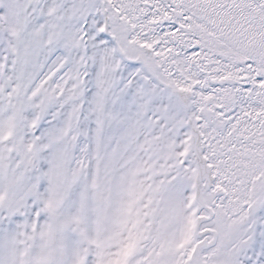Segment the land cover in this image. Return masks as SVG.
Listing matches in <instances>:
<instances>
[{"label":"snow or ice","instance_id":"6c2138e0","mask_svg":"<svg viewBox=\"0 0 264 264\" xmlns=\"http://www.w3.org/2000/svg\"><path fill=\"white\" fill-rule=\"evenodd\" d=\"M0 264H264V0H0Z\"/></svg>","mask_w":264,"mask_h":264}]
</instances>
